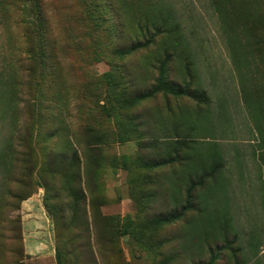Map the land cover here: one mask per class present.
I'll list each match as a JSON object with an SVG mask.
<instances>
[{"label": "rangeland", "instance_id": "1", "mask_svg": "<svg viewBox=\"0 0 264 264\" xmlns=\"http://www.w3.org/2000/svg\"><path fill=\"white\" fill-rule=\"evenodd\" d=\"M0 264H264V0H0Z\"/></svg>", "mask_w": 264, "mask_h": 264}, {"label": "trees", "instance_id": "2", "mask_svg": "<svg viewBox=\"0 0 264 264\" xmlns=\"http://www.w3.org/2000/svg\"><path fill=\"white\" fill-rule=\"evenodd\" d=\"M140 44L138 45H134L135 47L136 46H139ZM157 90H163V91H168L172 94H182V93H186L188 95H191V91L188 90V89H184L182 88V86L178 83H173V82H169L167 79H166V76H165V71L164 70H161V76L159 78V84L156 88ZM193 93V92H192ZM60 255V253L58 252V256Z\"/></svg>", "mask_w": 264, "mask_h": 264}]
</instances>
